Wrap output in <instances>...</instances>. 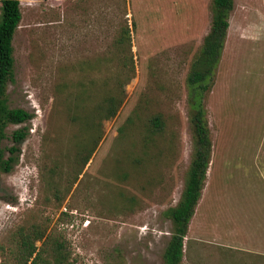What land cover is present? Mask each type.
Returning a JSON list of instances; mask_svg holds the SVG:
<instances>
[{"label": "rangeland", "instance_id": "rangeland-1", "mask_svg": "<svg viewBox=\"0 0 264 264\" xmlns=\"http://www.w3.org/2000/svg\"><path fill=\"white\" fill-rule=\"evenodd\" d=\"M210 6L20 0L7 98L33 117L10 124L3 140L11 146V132L28 127L18 162L0 173V264L26 263L25 238L44 259L57 238L73 264H163L172 229L163 211L180 197L193 150L186 76ZM110 94L123 101L105 119L94 109ZM204 105L212 166L203 216L223 225L240 218L261 245L254 249L264 248V0H234ZM189 236L181 264L193 259ZM210 240L197 264H214ZM221 251L239 264L229 246Z\"/></svg>", "mask_w": 264, "mask_h": 264}, {"label": "trees", "instance_id": "trees-1", "mask_svg": "<svg viewBox=\"0 0 264 264\" xmlns=\"http://www.w3.org/2000/svg\"><path fill=\"white\" fill-rule=\"evenodd\" d=\"M0 3V173H7L18 162L21 152L20 143L25 139L29 130L26 126L14 129L10 135L13 144L6 147L3 146V140L8 137L6 128L10 124L30 121L33 113L22 107H12L8 103L7 83L12 80L14 67L12 42L21 19V9L20 0H0ZM210 7V28L186 76V83L190 90L188 113L192 128L193 150L180 197L174 206L163 211L164 216L172 223L170 237L162 253L163 264H181L183 239L201 196L206 172L211 162L212 141L204 98L213 83L224 49L234 0H211ZM125 37L129 38L127 29L122 33L123 40ZM122 101L123 98H119V95L110 94L95 105V114L109 119L116 115ZM92 139L94 140L93 137ZM99 139L100 136L94 140L93 147L88 150L89 157ZM89 157L87 156V161ZM49 247L51 256L44 259L41 257L40 250H36L34 243L29 238H25L22 243L23 256L26 257L25 264L28 261L29 264H73L69 246L63 239H54L49 242Z\"/></svg>", "mask_w": 264, "mask_h": 264}, {"label": "crops", "instance_id": "crops-1", "mask_svg": "<svg viewBox=\"0 0 264 264\" xmlns=\"http://www.w3.org/2000/svg\"><path fill=\"white\" fill-rule=\"evenodd\" d=\"M211 166L212 162H210L209 164L206 172V177L208 172L211 170ZM204 201L203 190V192L201 191V196L197 201L194 213L189 221L188 234L190 235V238L187 243L189 247V255L191 254L193 259L188 263L197 264L199 263V260H201L202 255L207 256V251H205L209 248V245L207 244H210V239H213L215 250L213 252V260L210 259V261H212L214 264H230V262H224L226 260L223 259V257L225 256L223 254H225V252L223 253V251H221L222 246L230 247L229 255H234L232 257L238 258V260L240 261L239 264H264V248L256 247L257 249H254V246L261 245H257L258 243L255 244V242L252 240L254 238V234L249 232L246 227V223L241 224L240 218L239 220L236 218L232 219L230 223L228 221L225 225H223L222 223H218L217 221H210L206 219L207 216L205 214L203 216L202 213V211L205 210ZM246 221L247 223H252L250 219ZM188 234L185 236L187 237V239ZM193 235H195V237ZM185 249L187 250L186 243ZM208 260L209 258L207 259V261Z\"/></svg>", "mask_w": 264, "mask_h": 264}]
</instances>
